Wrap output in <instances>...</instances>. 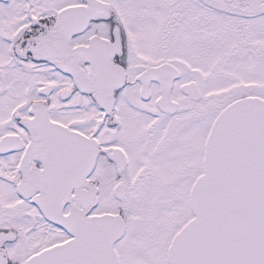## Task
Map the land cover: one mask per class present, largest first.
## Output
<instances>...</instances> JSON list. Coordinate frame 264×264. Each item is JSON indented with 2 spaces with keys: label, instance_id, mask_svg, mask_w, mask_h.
<instances>
[{
  "label": "snow or ice",
  "instance_id": "obj_1",
  "mask_svg": "<svg viewBox=\"0 0 264 264\" xmlns=\"http://www.w3.org/2000/svg\"><path fill=\"white\" fill-rule=\"evenodd\" d=\"M0 264H264V0H0Z\"/></svg>",
  "mask_w": 264,
  "mask_h": 264
}]
</instances>
